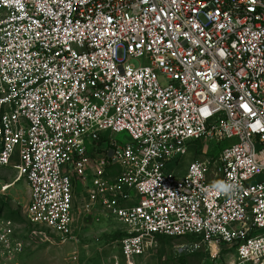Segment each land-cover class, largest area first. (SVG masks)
I'll return each instance as SVG.
<instances>
[{
    "label": "built area",
    "instance_id": "2783aa9c",
    "mask_svg": "<svg viewBox=\"0 0 264 264\" xmlns=\"http://www.w3.org/2000/svg\"><path fill=\"white\" fill-rule=\"evenodd\" d=\"M203 141L213 161L168 168ZM1 166L62 242L80 184L125 264L161 237L264 264V0H0Z\"/></svg>",
    "mask_w": 264,
    "mask_h": 264
},
{
    "label": "rangeland",
    "instance_id": "374dc122",
    "mask_svg": "<svg viewBox=\"0 0 264 264\" xmlns=\"http://www.w3.org/2000/svg\"><path fill=\"white\" fill-rule=\"evenodd\" d=\"M135 65L139 62L134 61ZM120 143L129 136H115ZM186 155L177 157L168 168L179 174L196 159H211L222 148L213 142L193 143ZM12 166L0 167V264H125L117 241L122 225L102 208L85 212V189L74 186L75 224L72 237L62 242L58 237L28 222L25 210L30 191L25 178L16 179ZM187 239H158L152 249L139 257L137 264H211L202 249H192ZM227 257L221 256L223 263Z\"/></svg>",
    "mask_w": 264,
    "mask_h": 264
},
{
    "label": "trees",
    "instance_id": "16d2710c",
    "mask_svg": "<svg viewBox=\"0 0 264 264\" xmlns=\"http://www.w3.org/2000/svg\"><path fill=\"white\" fill-rule=\"evenodd\" d=\"M121 237V236H120ZM160 239H166V240H173V239H181V238H169V237H161ZM183 239H187L191 242V240L189 238H183Z\"/></svg>",
    "mask_w": 264,
    "mask_h": 264
}]
</instances>
